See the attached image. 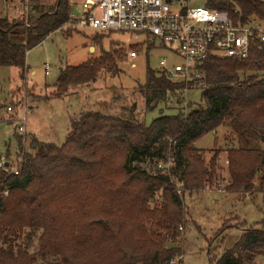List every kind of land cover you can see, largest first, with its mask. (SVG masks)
<instances>
[{
  "label": "trees",
  "instance_id": "16d2710c",
  "mask_svg": "<svg viewBox=\"0 0 264 264\" xmlns=\"http://www.w3.org/2000/svg\"><path fill=\"white\" fill-rule=\"evenodd\" d=\"M204 6L227 12L234 25L264 21V3L257 0H207ZM70 9L68 0L51 6L32 0L30 25L0 16V67L17 68L23 79L27 52L64 26ZM114 60L112 55L67 66L59 71L56 91L64 94L72 85L94 82L99 71L114 67ZM200 70L206 79L191 89L186 112L177 93L181 82L147 67L141 91L146 104L162 102L171 93V111H161L148 124L134 117V106L119 117L82 112L60 146L32 139L17 175L0 169V264H36V256L54 264L180 260L181 251L165 243L174 244L183 228L181 194L219 179V152L207 164L196 141L208 134L217 139L220 129L229 128L222 140L237 146L224 152L227 191L247 193L264 178V47L252 49L245 61L209 58ZM197 93L198 100L193 97ZM15 141L19 152L21 137ZM167 156L172 165L166 172L134 165L155 158L157 167ZM33 242L36 253L30 254ZM236 250L249 262L264 256V229L246 230L217 260L209 248V264H241Z\"/></svg>",
  "mask_w": 264,
  "mask_h": 264
},
{
  "label": "rangeland",
  "instance_id": "374dc122",
  "mask_svg": "<svg viewBox=\"0 0 264 264\" xmlns=\"http://www.w3.org/2000/svg\"><path fill=\"white\" fill-rule=\"evenodd\" d=\"M55 1L40 0L49 6ZM206 1L189 0L185 5L191 8L205 7ZM257 1L264 3L263 0ZM72 4L77 5L78 0H68L70 7ZM25 11L20 0H0V16H6L10 21L21 19L30 25L31 23L26 20L28 10ZM72 13L75 16L79 15L80 7H73ZM132 44L133 41L128 34L79 31L65 24L27 52L23 79L19 77L17 68L0 67L2 158L8 159L12 166L19 165L20 158L23 152L29 150L32 139L60 146L66 138L71 121L82 112L93 111L119 117L126 116L127 110L134 106V117L148 124L157 118L161 111L164 114L171 111L174 104L166 100L146 104L141 93L146 82L147 67L160 69L159 61L168 54L163 50H154L146 55L145 52L131 47L132 50H138L139 54L135 59L129 60L126 52ZM112 55L115 59L114 67L106 66L99 71L94 82L72 85L64 94L56 91L55 85L60 68L63 71L67 66L91 64ZM172 62L180 61L175 58ZM193 97L198 100L199 93ZM8 106L13 107L12 112H7ZM23 109L28 112L24 132L19 134L18 127L21 125L19 117L23 115ZM228 133L229 128L225 127L220 129L217 139L208 134L194 144L195 148L204 151L203 156L207 164L214 152H219L217 157L219 179L218 182L213 181L206 185V189L185 191L181 194L183 230L174 244L165 243L167 247L171 246L181 251V259H175L178 264H209L207 255L209 248L211 258L217 260L223 250L232 248L246 230L264 229V178L255 180L247 193L227 191L228 165L225 164L224 152L227 148L237 146L222 140ZM17 137H21L22 142L19 152H16ZM261 146L264 149V145ZM171 160L170 156H167V162ZM166 163L159 164L164 166ZM134 165L147 172L158 169L155 158H146ZM222 190L224 191L221 192ZM36 249V243L33 242L29 249L30 254H35ZM236 254L242 257L241 264H264V256H257L249 262L245 260L244 254L238 253V250ZM51 261L43 262L36 256V264H54Z\"/></svg>",
  "mask_w": 264,
  "mask_h": 264
},
{
  "label": "built area",
  "instance_id": "2783aa9c",
  "mask_svg": "<svg viewBox=\"0 0 264 264\" xmlns=\"http://www.w3.org/2000/svg\"><path fill=\"white\" fill-rule=\"evenodd\" d=\"M31 1L20 0V3L27 11ZM188 1L78 0L77 5H71L66 25L79 31L130 35L133 44L126 52L129 60L135 59L139 54L138 50H132L131 47L142 52L147 49L165 51L168 56L159 61V68L169 80L181 82L182 88L177 93L181 96L186 112L190 90L203 85L206 79L205 73L200 70L206 60L217 58L245 61L252 49L264 47V21H256L252 25H234L227 12L206 7L191 8L185 5ZM75 6L81 9V13L76 16L72 13ZM175 58L180 62H172ZM48 68L46 65V69ZM165 100L175 104L171 93H167ZM12 109V106L6 108L7 112H12ZM27 112L23 109V115L19 117V134L24 132ZM225 164H228L227 161ZM163 165L159 164L157 167L166 172L172 161ZM0 169L8 171L10 175L18 174V164L12 166L4 159L0 160ZM2 194L7 196L8 190H4ZM182 230L180 227L179 232ZM1 249L3 245L0 241ZM168 264L178 263L171 260Z\"/></svg>",
  "mask_w": 264,
  "mask_h": 264
},
{
  "label": "water",
  "instance_id": "95a60500",
  "mask_svg": "<svg viewBox=\"0 0 264 264\" xmlns=\"http://www.w3.org/2000/svg\"><path fill=\"white\" fill-rule=\"evenodd\" d=\"M59 71H61V68L59 69ZM5 165L7 166V163Z\"/></svg>",
  "mask_w": 264,
  "mask_h": 264
},
{
  "label": "crops",
  "instance_id": "0c3cea01",
  "mask_svg": "<svg viewBox=\"0 0 264 264\" xmlns=\"http://www.w3.org/2000/svg\"><path fill=\"white\" fill-rule=\"evenodd\" d=\"M31 4V3H30Z\"/></svg>",
  "mask_w": 264,
  "mask_h": 264
}]
</instances>
